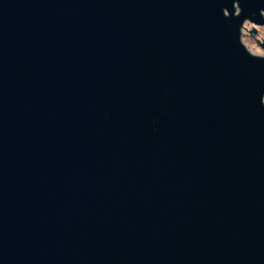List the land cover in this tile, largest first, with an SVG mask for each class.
<instances>
[{"label":"water","instance_id":"water-1","mask_svg":"<svg viewBox=\"0 0 264 264\" xmlns=\"http://www.w3.org/2000/svg\"><path fill=\"white\" fill-rule=\"evenodd\" d=\"M245 21L264 0H0V264H264Z\"/></svg>","mask_w":264,"mask_h":264},{"label":"rangeland","instance_id":"rangeland-1","mask_svg":"<svg viewBox=\"0 0 264 264\" xmlns=\"http://www.w3.org/2000/svg\"><path fill=\"white\" fill-rule=\"evenodd\" d=\"M241 36L244 38L246 46L256 52L262 53L263 49L260 44H263L258 38H264V26H255L248 21H245L241 30Z\"/></svg>","mask_w":264,"mask_h":264}]
</instances>
